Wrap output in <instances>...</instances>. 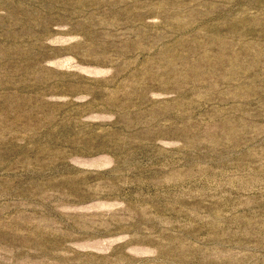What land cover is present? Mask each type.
Masks as SVG:
<instances>
[{
	"label": "rangeland",
	"instance_id": "rangeland-1",
	"mask_svg": "<svg viewBox=\"0 0 264 264\" xmlns=\"http://www.w3.org/2000/svg\"><path fill=\"white\" fill-rule=\"evenodd\" d=\"M0 264H264V0H0Z\"/></svg>",
	"mask_w": 264,
	"mask_h": 264
}]
</instances>
